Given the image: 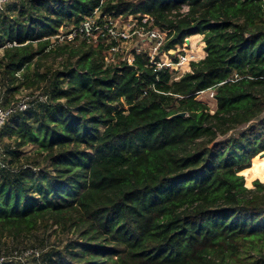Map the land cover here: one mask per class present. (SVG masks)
I'll return each mask as SVG.
<instances>
[{"label":"trees","instance_id":"obj_1","mask_svg":"<svg viewBox=\"0 0 264 264\" xmlns=\"http://www.w3.org/2000/svg\"><path fill=\"white\" fill-rule=\"evenodd\" d=\"M131 16L206 56L159 69L122 48ZM0 86L32 98L0 135V254L52 231L44 264H264V0L22 1L0 12Z\"/></svg>","mask_w":264,"mask_h":264},{"label":"rangeland","instance_id":"obj_2","mask_svg":"<svg viewBox=\"0 0 264 264\" xmlns=\"http://www.w3.org/2000/svg\"><path fill=\"white\" fill-rule=\"evenodd\" d=\"M22 1H27V0H10L8 2V4L5 6V8L3 10H0V12L6 11L8 9V6L20 5V3ZM19 10H20V8L17 9L16 13ZM130 19H133V18H131V17H129L128 19L120 18V19L116 20L115 25H117L119 30H122L123 27H124V29H126L128 31V33H130L128 27H130V23L133 21V20H130ZM110 27H111V29H110L111 31L112 30H114V31L116 30L117 32H120L118 29L114 28L113 26H110ZM128 33H126V36L128 35ZM97 36L98 35H95L94 38L96 39ZM195 42L196 43H194L193 46L188 47V49H189V51H191V53L195 54V57H197L196 60H199V59H201L199 54L203 55V52H202V50L200 52L197 40ZM135 47H137L139 49L140 48L141 49H145V50H148V51L152 52V43H150L148 41H143V40L138 39V38H134V36L126 39L122 43V48H124L127 51H131ZM111 53H113V52H111ZM129 53L130 52L127 53V57H130ZM160 56L165 61H168V56H169L170 60H173L172 57H174V56H170L169 54H166V53H160ZM113 60H114L113 54H110L108 56V62H112ZM196 60H194V61H196ZM189 66H190V62L189 63H185L181 68L176 70L175 71L176 72V78H179L180 75L184 74L185 72H188V70H189L188 67ZM25 92H26L25 90H22L20 93H18L17 96L18 97L22 96L23 94H25ZM211 93H212V91L202 93V94H200L199 98L202 99L204 102H206L210 106L212 111H214L215 108H216V102H215L214 96H212ZM35 148H36L35 145H28L27 147L24 148L23 151H25L27 153H34L33 150ZM262 153H264V152H262ZM262 153H260L256 157H258V156L264 157V154H262ZM253 163H254V161L252 162V164ZM245 180H246V178H245ZM255 180H261L262 182H264V180H262L261 178H255V179H253L251 184L248 186L249 188L253 187V183H254ZM246 186H247V180H246ZM49 233L47 234V235H49V237L46 239V241H45V243L43 245H39V242H37L35 239H32L31 241H29L28 244L23 243L18 248H15L17 246L16 245L13 246L12 243L9 242L8 245H7L9 247H7V248L3 247L2 252H1L0 255L3 256L2 258L4 259L6 264H44L43 254H45L47 251H49L52 246L55 247V246L59 245V243H60V240L52 234V231H50ZM41 237H43V235H39V239H41ZM66 238L67 237H65V239ZM32 248H36L37 251H39V253H40L39 257H37V252H35L36 254L28 252ZM24 249H27V250H24Z\"/></svg>","mask_w":264,"mask_h":264},{"label":"built area","instance_id":"obj_3","mask_svg":"<svg viewBox=\"0 0 264 264\" xmlns=\"http://www.w3.org/2000/svg\"><path fill=\"white\" fill-rule=\"evenodd\" d=\"M9 1L10 0H0V10H3ZM131 18L133 17L131 16ZM130 20H133L131 23L129 22L130 27L128 28L130 33H128V31L125 29L124 32L121 33L122 37L124 39H128L132 36L137 35L139 39L152 43V52L149 51L152 58L151 60L157 65L159 69L168 68L176 71L179 68H181L185 63H189L197 59V57H195V54L191 53V51H189L188 49V47L191 46V37L186 38V42L184 43L183 46H179L177 49H171L168 52L166 51L161 52L160 49L163 47L166 40V33L158 29H151V30L140 29L131 32V29L135 26L136 21L134 18ZM93 22H94L93 19L92 20L90 19L84 23V27L87 31H90ZM126 33H128L127 36ZM110 34L113 36L117 35L114 30L112 31L110 30ZM111 50L112 52H115L117 51V47H113ZM160 53H166L169 54L170 56H174L172 57L173 60H170L168 56V61H165L164 59L161 58ZM157 57L159 58L157 59ZM175 58H177V60ZM133 60L134 59L132 55H130L129 62H132ZM4 92L5 90L0 86V135L6 123L9 121V119L18 112L28 110L31 107V100H32L30 96L24 97L23 94L21 96L22 98H20L19 101H16L9 106H4L3 104ZM211 94L212 96H214L213 92ZM41 100L45 101L46 97L41 98ZM0 167L1 168L6 167V162L4 160V155L1 149V143H0ZM1 261L3 262V259Z\"/></svg>","mask_w":264,"mask_h":264},{"label":"crops","instance_id":"obj_4","mask_svg":"<svg viewBox=\"0 0 264 264\" xmlns=\"http://www.w3.org/2000/svg\"><path fill=\"white\" fill-rule=\"evenodd\" d=\"M203 38H204V35L202 34H196V35H193L191 36V46H193L194 43H196L195 41L197 40V43L199 45V50L201 52H203V55L199 54V56L202 58H204L206 56V52L204 50L205 48V42L203 41ZM188 71H190V66L188 67Z\"/></svg>","mask_w":264,"mask_h":264},{"label":"water","instance_id":"obj_5","mask_svg":"<svg viewBox=\"0 0 264 264\" xmlns=\"http://www.w3.org/2000/svg\"><path fill=\"white\" fill-rule=\"evenodd\" d=\"M185 115H187L186 112H179V113H176L174 115H172L170 118H173V117H184ZM264 154V153H262Z\"/></svg>","mask_w":264,"mask_h":264}]
</instances>
